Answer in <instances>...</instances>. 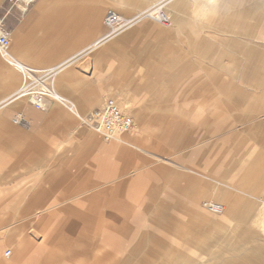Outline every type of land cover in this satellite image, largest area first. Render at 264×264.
Listing matches in <instances>:
<instances>
[{"label": "rangeland", "instance_id": "obj_1", "mask_svg": "<svg viewBox=\"0 0 264 264\" xmlns=\"http://www.w3.org/2000/svg\"><path fill=\"white\" fill-rule=\"evenodd\" d=\"M245 1L229 11L197 4L199 13L192 3L182 10L184 28L179 36L158 39L156 32L165 27L156 21H149L152 26L138 35L130 49L136 78L131 83L129 78L122 80L134 90L131 103L145 106L146 114L155 116L146 121L150 130L147 140L137 143L139 148L101 155L83 145L80 130L95 135L83 121L89 113L79 112L80 118L69 111L78 124L72 132L60 125L36 136L29 135L31 121L28 129L11 121L20 109L10 114L8 123L16 131L0 133V264H213L209 259L216 250L238 255L224 243H242L231 230L236 220L226 229L190 223L187 196L192 189L203 192L198 205L204 211L221 216V204L217 214L203 206L209 203L216 181L226 185L235 208L243 210L239 222L250 235L242 248L264 245L263 219L258 215L264 201L261 188L249 192L238 187L248 162L260 151L253 132L264 121V102L258 110L253 107L264 93V65L240 75L239 56L229 54L227 45L232 40L248 41L251 48L262 47L264 54L263 38H242L232 32L233 26L255 25L256 20V25H264V0ZM22 5V0H0L7 28L24 12ZM253 7L251 17L239 16L240 10ZM231 15L232 24L226 21ZM203 42L211 46L207 51L199 46ZM0 61L4 62L1 55ZM147 84L166 91L160 101H149ZM21 85L19 81L16 87ZM4 95L0 77V98ZM135 128L134 121L125 141L134 137ZM95 137L102 146L116 144ZM212 146L217 147L214 159L220 160V167L212 165ZM198 152L201 156L195 159L192 154ZM183 174L191 177L190 182L181 181ZM170 188L176 195L167 198ZM92 202L95 213L86 226L80 222L78 230L62 225L60 231H51V222L57 219L79 222ZM161 206L174 220L150 222ZM47 207L52 208L39 214ZM110 211H117L116 222H111ZM50 214L52 220L45 221ZM186 241L193 244L183 245ZM20 242L28 252L9 261Z\"/></svg>", "mask_w": 264, "mask_h": 264}, {"label": "crops", "instance_id": "obj_2", "mask_svg": "<svg viewBox=\"0 0 264 264\" xmlns=\"http://www.w3.org/2000/svg\"><path fill=\"white\" fill-rule=\"evenodd\" d=\"M160 1L164 0H35L30 6L24 2V5L20 6L24 12L16 17L11 29L8 28L11 32L10 54L14 62L11 61L12 63H10V60L4 58V62L0 61V77L2 79V88L5 92V95L0 98V105L20 89L22 85L16 87L19 81L23 84L22 73L16 65H22L33 70H57L49 79V83L62 98L71 102L72 109L70 111L78 117L81 118L79 112L90 113L95 109L101 108L106 99L112 98L118 103L121 110L136 122L134 137L125 141L124 137L130 132L122 136L119 139L120 141H113L116 144L110 146L99 144L95 137L96 134L80 130L78 137L83 145L92 150L94 149L101 155L126 153L131 148H139L137 143L147 140V132L150 130L146 121H150L151 118L154 119L155 116H148L145 106L135 107L133 102L131 103V92L134 90H129L128 87L124 86L122 79L129 78L130 82L131 78L133 80L136 78L135 65L130 64L135 61L134 57L131 56L130 49L135 45L138 35L148 30L152 25L148 19H138L129 30L102 42L101 39L106 32L104 17L107 10H113L124 17L137 18L153 4ZM166 1L165 11L171 19V24L169 27H165L164 30L160 29L156 32L158 39L180 35L184 28L180 24L181 18L184 17L182 10H188L192 3L194 12L197 13L200 12L198 6H195L197 4L199 8L208 6L212 10L217 9L220 11H229L231 8H238L243 4L246 5L245 0ZM152 2L153 4L145 8L148 3ZM254 7L249 8L245 12L240 10L239 16L246 19L251 17V14L254 15ZM244 13H246L245 16ZM226 21L232 24V15ZM256 22L255 25L233 26L232 32L242 38L264 39V25H256ZM227 45L229 54L231 52V54L239 56L237 58L240 62V75L246 76L250 71L249 69L263 67L264 54L260 53L262 47L257 46V49H254L249 46L248 41L243 43L235 40L227 43ZM199 46L204 51L211 47L206 42L200 43ZM145 52L147 53L148 51ZM250 62H254L253 65H249ZM144 91L151 103L156 100L160 101L162 94L166 93L160 87L151 84H147ZM102 101V105H99ZM262 102H264V93L257 96L253 107L258 110L259 104ZM23 103L24 99H18L0 108V133L5 130L16 131V128L8 123L10 114L16 109L21 110L20 112L27 120V123L31 121L29 129L28 124L27 127H24L29 130V135L36 136L38 133L51 131V129L60 125L66 126L69 132H72V129L78 126L77 121L69 110L60 104L51 103L44 110H36L30 105H24ZM260 108L263 109V107ZM255 129L253 136L256 137L257 146L262 152L258 150L253 154L250 162H248L245 174H241L239 178L238 187L249 192H257L261 188L258 192H262L264 196V121L258 123ZM96 136L102 140L98 135ZM216 148L214 146L210 147L211 152L215 149V153H212L214 160L212 165L220 167V160L214 159L218 155ZM205 149V147L201 148L200 152H204ZM200 152L193 153L192 156L198 159L201 156ZM103 164L106 163L103 162ZM101 171L103 176L104 170ZM189 172L192 171L189 170ZM95 175L98 176L97 174ZM190 180L191 177L186 174L181 177L182 182H190ZM175 195L173 188H170L166 193L167 198H172ZM202 197L203 192L195 189L188 193L189 213L192 218L190 223L200 226L213 225L226 229L227 224L236 220L237 224L231 230L241 237L242 242L238 243L235 240L224 241V243L233 248L232 252L238 250V255L216 250L214 253L215 257L209 259V262L213 264H258L261 260L264 261V245L253 243L250 248H242L249 238L250 231L239 222L242 220L243 210L239 211L235 208L226 185L216 181L208 200L210 203H218L223 206L221 216L211 215L204 211L198 205ZM262 204V209L258 215L263 219L261 228L264 230V201ZM89 206L90 209H87L86 216L81 217L79 222L76 220L57 219L51 222L54 228L51 231H60L62 225L65 229L76 228L75 230H78L80 222L81 226H86L90 222L89 215L92 212L95 213V203L92 202ZM51 208L41 209L39 214L44 216ZM165 211L164 206L154 210L156 218L151 219L150 222L174 220ZM116 212L110 211L109 214L111 216L109 218H111V222H116L118 215ZM44 220L51 221V214L50 219L47 215ZM69 222L74 224L68 226L67 223ZM57 226L59 227L57 228ZM184 235L188 236L187 233ZM188 244L192 245L193 243L189 241L183 242V245ZM27 252L28 246L20 242L9 261L16 259L18 254L25 255ZM33 252L36 253V251ZM10 253L9 251L7 258Z\"/></svg>", "mask_w": 264, "mask_h": 264}, {"label": "built area", "instance_id": "obj_3", "mask_svg": "<svg viewBox=\"0 0 264 264\" xmlns=\"http://www.w3.org/2000/svg\"><path fill=\"white\" fill-rule=\"evenodd\" d=\"M28 1L29 4H32L35 0ZM22 2L24 4V0ZM145 17L153 18L164 27L171 23L170 17L160 5H154ZM136 21L134 18H126L113 10H107L104 17L106 32L101 39L102 42L114 38ZM0 55L2 58L12 59L10 31L6 26L4 16H0ZM48 76L49 73L32 74L30 78H26L16 96L22 97L28 105L36 110H44L48 104L57 103L70 111L72 109L71 102L62 98L52 85L46 83ZM83 121L104 142L119 140L122 136L130 133L134 125L133 119L125 114L112 98L106 99L101 108L90 112ZM12 122L14 125H27V120L21 112L14 115ZM203 206L211 213L217 214L222 211V206L216 203H205Z\"/></svg>", "mask_w": 264, "mask_h": 264}, {"label": "bare ground", "instance_id": "obj_4", "mask_svg": "<svg viewBox=\"0 0 264 264\" xmlns=\"http://www.w3.org/2000/svg\"><path fill=\"white\" fill-rule=\"evenodd\" d=\"M24 2L26 3V4H29V1L28 0H24ZM166 0H164V1H160V2H158V3H155V4H153L151 7H149L146 11H144L142 14H140L137 18H134L135 20H138V19H148V20H150V21H156V20H154L153 18H148V17H145L144 18V16H146V15H148V12L149 11H151V9H152V7L154 6V5H160V6H162L163 7V9H164V11H165V5H166ZM26 8V7H25ZM166 12V11H165ZM167 13V12H166ZM168 15V14H167ZM169 16V15H168ZM157 22V21H156ZM158 23V22H157ZM135 23H133L130 27H128L127 29H125L124 31H122L121 33H123V32H125V31H127V30H129L133 25H134ZM171 24V23H170ZM170 26V25H169ZM169 26H165V27H169ZM121 33H119L118 35H120ZM118 35H116V36H118ZM115 36V37H116ZM2 57V56H1ZM4 58V57H3ZM2 58V59H3ZM4 59H6V58H4ZM7 60H10V63H12V62H14V60L13 59H7ZM12 61V62H11ZM17 66V68L19 69V71L22 73V76H23V84H22V86L24 85V82H25V80H26V78H30V76L32 75V74H45V73H49V76L47 77V84H49V85H51L50 83H49V79L57 72V70H52V69H48V70H33V69H29V68H27V67H24V66H22V65H16ZM21 86V87H22ZM20 87V88H21ZM18 92V91H17ZM17 92L16 93H14L13 95H12V97H10L7 101H5L3 104H1L0 105V108L3 106V105H6V104H8V103H10V102H12V101H15V100H18V99H23L22 97H17L16 96V94H17ZM84 120V119H83ZM28 124V123H27ZM22 127H27V125H22ZM118 141H120V140H118ZM210 203V202H209ZM221 206V205H220ZM59 226H57V228H58ZM56 228V229H57Z\"/></svg>", "mask_w": 264, "mask_h": 264}]
</instances>
